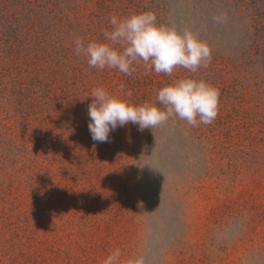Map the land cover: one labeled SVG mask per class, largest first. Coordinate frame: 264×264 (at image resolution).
Segmentation results:
<instances>
[{
	"label": "rangeland",
	"instance_id": "1",
	"mask_svg": "<svg viewBox=\"0 0 264 264\" xmlns=\"http://www.w3.org/2000/svg\"><path fill=\"white\" fill-rule=\"evenodd\" d=\"M242 3L264 12V0ZM238 7L235 0H138L137 14L163 12L157 23L191 30L212 53L196 73L180 67L167 76L134 64L151 82L145 91L154 99L175 80L201 79L220 91L218 115L209 125L170 119L155 127L135 168L122 161L127 143L119 153L103 149L97 161L57 165L63 201L49 207L58 218L34 227V249L43 240L62 252L46 253L47 264H103L116 248L119 264L139 256L145 264H264V55ZM134 133L129 123L110 136L126 141Z\"/></svg>",
	"mask_w": 264,
	"mask_h": 264
},
{
	"label": "trees",
	"instance_id": "2",
	"mask_svg": "<svg viewBox=\"0 0 264 264\" xmlns=\"http://www.w3.org/2000/svg\"><path fill=\"white\" fill-rule=\"evenodd\" d=\"M235 1L241 4L235 15L245 14L258 42L255 49L264 55V12L244 8L246 0ZM137 7L138 0H0V264H47L46 253L62 254L43 240L34 249V227L43 230L45 219H57L60 212L53 214L49 207L50 200L58 209L63 201L62 181L52 175L57 165L60 170L69 160L79 166L97 161L103 149L119 153L127 143L122 161L135 168L152 139L154 128L140 131L134 125L126 141L115 135L106 143L92 140L88 106L93 89L102 87L134 105L156 97L145 91L151 82H142L140 74L92 68L74 52L76 37L85 45L107 42L110 17L127 18L138 13ZM162 13H155L157 22ZM47 178L53 181L49 189Z\"/></svg>",
	"mask_w": 264,
	"mask_h": 264
},
{
	"label": "clouds",
	"instance_id": "3",
	"mask_svg": "<svg viewBox=\"0 0 264 264\" xmlns=\"http://www.w3.org/2000/svg\"><path fill=\"white\" fill-rule=\"evenodd\" d=\"M222 23V16H214ZM111 31L104 32L107 42L92 41L85 45L80 37L74 40V52L83 55L89 67L116 69L131 76L134 64L143 61L148 72L171 76L175 69L196 73L207 68L212 60L210 46L194 32H182L175 27L157 23L151 11L127 18L110 17ZM131 97L132 92L126 93ZM88 106V129L95 142H109L110 134L131 123L138 130L155 128L170 119L185 121L192 127L211 124L218 115L220 91L204 80L184 78L158 90L157 103L134 105L128 100L110 95L102 87L93 89ZM159 105V106H158ZM162 106V107H161ZM121 250H113L103 264H119ZM126 264H145L143 256L129 259Z\"/></svg>",
	"mask_w": 264,
	"mask_h": 264
}]
</instances>
